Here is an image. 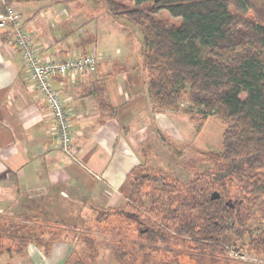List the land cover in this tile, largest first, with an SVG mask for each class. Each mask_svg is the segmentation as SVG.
Instances as JSON below:
<instances>
[{
	"label": "trees",
	"instance_id": "16d2710c",
	"mask_svg": "<svg viewBox=\"0 0 264 264\" xmlns=\"http://www.w3.org/2000/svg\"><path fill=\"white\" fill-rule=\"evenodd\" d=\"M97 1L138 35L154 110L187 103L199 128L216 118L221 148L199 153L208 166L186 183L139 164L127 175L125 203L96 209L82 227L0 214V256L23 257L30 244L47 255L57 242H80L65 264H98L101 244L115 264L238 263L229 251L264 257V0Z\"/></svg>",
	"mask_w": 264,
	"mask_h": 264
},
{
	"label": "crops",
	"instance_id": "0c3cea01",
	"mask_svg": "<svg viewBox=\"0 0 264 264\" xmlns=\"http://www.w3.org/2000/svg\"><path fill=\"white\" fill-rule=\"evenodd\" d=\"M29 1L35 0L11 5L42 61L94 52L99 63L95 73L52 82L71 126L73 160L60 152L53 118L11 36L0 37V214H26L45 224L44 210L57 217L53 227L74 223L68 220L81 225L96 209L125 203L127 175L144 162L140 144L151 122L166 124L175 111L154 110L144 84L140 40L125 21L100 7L87 15V0H37L42 6L36 11L26 10ZM85 40L90 45L82 47ZM33 247L23 257L0 256V264L17 259L64 264L71 252L65 242L55 243L47 255Z\"/></svg>",
	"mask_w": 264,
	"mask_h": 264
},
{
	"label": "rangeland",
	"instance_id": "374dc122",
	"mask_svg": "<svg viewBox=\"0 0 264 264\" xmlns=\"http://www.w3.org/2000/svg\"><path fill=\"white\" fill-rule=\"evenodd\" d=\"M36 1L37 0H35L34 2ZM34 2L29 1L30 4L27 5L26 10L29 9V11H36L39 8V6H42L41 3H34ZM86 4L88 5V7H86V9L84 7L85 10L84 9L83 10L87 15H88V11L89 12L91 11L90 14H92L91 8L93 7L96 10L98 9V11L96 12H100L102 10L99 9V7L101 8V6L99 5L100 1L87 0ZM17 11L19 12V10ZM160 18L164 20H168L169 17L166 13H162L160 15ZM171 23L177 24L178 21L171 20ZM186 112L196 114V110L191 108L187 103H183L181 104L180 111H175L174 113L175 115L174 114L172 115L171 113L170 116L171 119L169 117L168 120L167 118H165L164 122H166V124L157 126V124L154 121L151 122L152 127L151 129H149V131L146 134L147 139H145V141L140 144L141 156L146 164L150 165L155 170H160L168 173L169 175L178 179L182 183L188 182L194 176L193 172L204 169L208 166L207 163L201 161L199 153L220 150L222 144L221 134L224 129V125L214 117H209V119L203 122L199 128L197 126L200 124V121L198 119L199 117L195 116L197 120L193 122L191 121L189 115L186 114ZM43 211L41 213L42 218L48 219L45 220L47 221V223L45 224H48L50 226L53 225V223H55V220H57V217H55L53 213H48ZM88 219L89 217H87V223L89 224L91 221H88ZM68 221L74 223L77 222L71 220ZM74 223H70V224H74ZM30 245L28 246L29 248L28 251H33L35 249L33 246L35 245L34 244H30ZM68 245H70L71 250L83 249V246L80 242L73 243V245L71 244ZM98 251H99V259H97L98 264H115L113 260L110 258V254H109L110 249L108 244L106 245L101 244L99 246ZM240 254H243V256H245L249 260L246 262L235 260V263L238 262L236 264L264 263V257L256 255L255 253L241 252ZM227 258L228 259L230 258L229 253L227 255ZM254 261H258L260 263H254ZM17 262L18 263L21 262L22 264H27V261L25 259L14 260V264H17Z\"/></svg>",
	"mask_w": 264,
	"mask_h": 264
},
{
	"label": "built area",
	"instance_id": "2783aa9c",
	"mask_svg": "<svg viewBox=\"0 0 264 264\" xmlns=\"http://www.w3.org/2000/svg\"><path fill=\"white\" fill-rule=\"evenodd\" d=\"M5 5V0H0ZM11 28V39L21 53L25 68L30 75L34 88L43 96L44 102L54 121V131L60 152L70 159H75L76 148L71 134V126L64 102L53 87V79H64L70 76L95 73L99 59L94 52L73 56L65 60L51 59L42 61L38 50L31 41L29 34L22 27L21 14L13 7L6 6L0 13V30ZM232 260L246 262L249 259L235 251H229ZM254 263H260L254 261ZM263 264V263H261Z\"/></svg>",
	"mask_w": 264,
	"mask_h": 264
}]
</instances>
